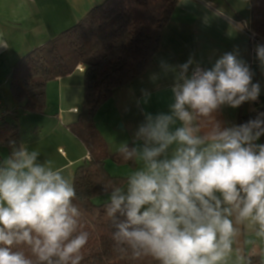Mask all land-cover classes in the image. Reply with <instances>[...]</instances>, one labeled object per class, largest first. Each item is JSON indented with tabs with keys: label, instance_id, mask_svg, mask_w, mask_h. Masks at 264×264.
Masks as SVG:
<instances>
[{
	"label": "clouds",
	"instance_id": "obj_1",
	"mask_svg": "<svg viewBox=\"0 0 264 264\" xmlns=\"http://www.w3.org/2000/svg\"><path fill=\"white\" fill-rule=\"evenodd\" d=\"M0 48H8L2 37ZM255 50L264 67V45ZM161 69L174 77L170 112L144 113L134 134L142 144L119 146L131 163L123 183L103 186L114 250L153 264H252L254 255L264 264V144L257 143L264 113L231 126L214 116L257 100L259 83L236 52L211 68L190 57ZM143 96L147 103L150 93ZM8 144L0 161V264H80L89 233L73 174L24 143Z\"/></svg>",
	"mask_w": 264,
	"mask_h": 264
},
{
	"label": "crops",
	"instance_id": "obj_2",
	"mask_svg": "<svg viewBox=\"0 0 264 264\" xmlns=\"http://www.w3.org/2000/svg\"><path fill=\"white\" fill-rule=\"evenodd\" d=\"M105 1L0 0V37L8 44V48H0V128L4 125L3 136L12 132L6 127L18 125L20 138L17 145L24 143L29 150H38L41 161L51 159L65 166L73 176L88 154L91 159L79 133L85 93L83 66L79 65L72 74L47 84V107L43 113L22 111L11 94L10 80L15 65L25 55L77 25ZM251 14L252 0H178L148 69L120 88L97 112L95 130L105 143L106 151L109 154L118 152L121 144L141 145L134 134L144 122V113L170 112L174 77L172 73L162 71V62L176 66L191 57L202 68H211L225 53H238V59L253 72V83H259L260 94L257 100L244 102L235 109L222 106L214 116L222 126H231L239 125L241 119L255 114L256 104L264 97V67H261L255 49L258 44L264 45V40L251 39ZM154 75L157 79H153ZM144 91L150 93L147 103L144 102ZM4 141L1 137L0 161L11 152ZM257 143L264 144L262 136ZM108 162L112 163L113 169L127 166L117 165L109 159L107 171ZM111 175L124 177L125 173ZM101 199L108 202V195ZM255 257L261 262L259 255L252 256Z\"/></svg>",
	"mask_w": 264,
	"mask_h": 264
},
{
	"label": "trees",
	"instance_id": "obj_3",
	"mask_svg": "<svg viewBox=\"0 0 264 264\" xmlns=\"http://www.w3.org/2000/svg\"><path fill=\"white\" fill-rule=\"evenodd\" d=\"M177 2L106 0L77 25L33 49L13 69L10 88L18 107L27 113H43L47 107V84L83 66L85 93L79 133L91 159L79 164L74 172L78 197L75 203L82 211L81 228L89 233L88 243L81 250L80 264H153L148 259L133 261L114 250L112 231L115 228L105 214L107 202H102L101 198L108 195L103 190L104 185H120L124 177L109 174L106 161L111 159L117 165L130 167L131 163L122 161L118 152L106 151L105 143L95 130V117L120 88L148 69ZM251 30L264 40V0H252ZM256 107L257 112L241 119L239 125L264 113V97ZM3 128L1 125L0 138L5 140L4 144L18 143V125L6 127L12 132L4 136ZM262 137L264 139V135ZM252 264L261 262L255 257Z\"/></svg>",
	"mask_w": 264,
	"mask_h": 264
},
{
	"label": "rangeland",
	"instance_id": "obj_4",
	"mask_svg": "<svg viewBox=\"0 0 264 264\" xmlns=\"http://www.w3.org/2000/svg\"><path fill=\"white\" fill-rule=\"evenodd\" d=\"M115 166V165H114ZM129 169V167H127V166H125V167H115L114 169H113V167H112V163L111 162H108V171L112 174V173H114V174H118V175H120L121 173H126L127 172V170ZM125 171V172H124Z\"/></svg>",
	"mask_w": 264,
	"mask_h": 264
},
{
	"label": "built area",
	"instance_id": "obj_5",
	"mask_svg": "<svg viewBox=\"0 0 264 264\" xmlns=\"http://www.w3.org/2000/svg\"><path fill=\"white\" fill-rule=\"evenodd\" d=\"M249 34H250L251 39L255 41L256 38H257L256 34L253 33L252 30H249ZM0 110H1V101H0ZM8 114L12 115L11 113H5V115H8ZM86 160H90V155L89 154L86 156Z\"/></svg>",
	"mask_w": 264,
	"mask_h": 264
}]
</instances>
